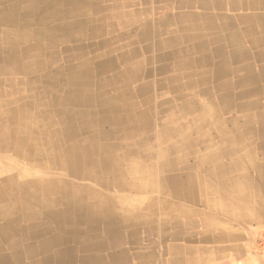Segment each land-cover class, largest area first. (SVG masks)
Wrapping results in <instances>:
<instances>
[{"label":"crops","instance_id":"obj_1","mask_svg":"<svg viewBox=\"0 0 264 264\" xmlns=\"http://www.w3.org/2000/svg\"><path fill=\"white\" fill-rule=\"evenodd\" d=\"M133 8L146 12L139 27L143 22L155 25L138 39L140 46H146L145 57L139 56L145 73L131 82L136 87L144 81L147 88L128 99L118 96L117 89L99 95L98 108L115 100L123 107L113 114L116 122L111 125L102 110L81 117L79 125L101 126L114 135L101 142H116L123 124L136 128L135 108L148 111L154 119L165 118L177 112L184 100L191 101L193 111L179 113L174 122H157L153 130L161 134L177 123L195 124L147 147L142 139L148 132L133 133L138 147L167 150L165 157L146 161L154 168L148 180L157 187L109 190L117 198V208H104L103 221L78 220L77 229L88 237L81 240L72 234L64 246L53 250L72 249L65 264L78 257L81 264H264V247L258 240L264 233V125L262 119L247 121L264 113V104L258 110L237 108L264 101V60L254 56L264 50V0H135ZM185 21L190 29H184ZM260 23L257 34L251 33L249 27ZM129 37L136 40L137 34ZM252 37L260 38L261 44ZM219 50L231 53L221 75ZM136 51L140 55L143 49ZM203 54H209L211 62L199 63ZM202 102L215 103L200 109ZM124 146L122 139L116 145L121 153L128 150ZM107 216L117 218L113 228L105 223ZM38 242L32 241L33 254L24 250L26 242H20L26 260L40 257ZM6 251L12 257L19 255Z\"/></svg>","mask_w":264,"mask_h":264},{"label":"bare ground","instance_id":"obj_2","mask_svg":"<svg viewBox=\"0 0 264 264\" xmlns=\"http://www.w3.org/2000/svg\"><path fill=\"white\" fill-rule=\"evenodd\" d=\"M134 3L0 0V264H65L72 249L53 248L64 246L72 234L81 240L88 237L77 229L78 220L103 221L104 208H117V198L109 190L134 192L157 187L148 180L154 168L146 161L165 157L167 150L138 147L133 133L147 131L142 139L147 147L160 137L161 141L170 139L173 131L195 124L177 123L161 134L153 130L162 120L174 122L179 113L193 111L191 101L184 100L177 112L165 118L154 119L148 111L135 108L136 128L123 124L124 131L116 142H101L104 136L114 137L101 126L92 122L79 125L81 117L102 110L107 112L111 125L116 122L113 114L123 107L115 100L112 105L101 104L98 108L95 100L99 95L117 89L118 96L128 99L130 94L147 88L144 81L136 87L131 82L145 73L140 69L139 56L145 57L146 46H140L138 39L152 32L155 25L143 22L139 27L146 12H137ZM261 25L250 26V32L257 34ZM184 29H190L186 21ZM134 32L136 40H131L129 36ZM252 38L261 44L260 38ZM139 47L143 49L140 55L135 54ZM263 51L254 56L264 60ZM241 53L249 57L248 52ZM216 54L221 59L217 69L221 75L231 53L219 50ZM211 58L203 54L198 62H211ZM214 103L202 102L200 109ZM261 104L264 101L255 100L237 108L258 110ZM257 115L249 116L247 121L262 119L264 125V113ZM217 126L223 130L220 124ZM121 139L128 147L124 153L116 147ZM116 219L107 216L105 223L113 228ZM34 239L39 240L41 255L26 260L20 242H26L24 250L33 254ZM6 249L19 255L9 256ZM77 261L83 262L78 257L73 264Z\"/></svg>","mask_w":264,"mask_h":264},{"label":"built area","instance_id":"obj_3","mask_svg":"<svg viewBox=\"0 0 264 264\" xmlns=\"http://www.w3.org/2000/svg\"><path fill=\"white\" fill-rule=\"evenodd\" d=\"M259 244L264 247V233L258 237Z\"/></svg>","mask_w":264,"mask_h":264}]
</instances>
